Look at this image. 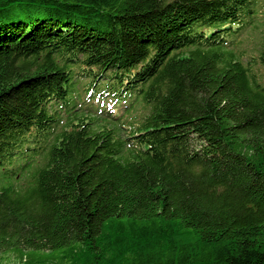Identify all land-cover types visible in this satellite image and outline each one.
Returning a JSON list of instances; mask_svg holds the SVG:
<instances>
[{"label":"trees","instance_id":"obj_1","mask_svg":"<svg viewBox=\"0 0 264 264\" xmlns=\"http://www.w3.org/2000/svg\"><path fill=\"white\" fill-rule=\"evenodd\" d=\"M256 4L0 0V255L264 264V82L227 40ZM78 64L149 113L75 106L54 135Z\"/></svg>","mask_w":264,"mask_h":264},{"label":"rangeland","instance_id":"obj_2","mask_svg":"<svg viewBox=\"0 0 264 264\" xmlns=\"http://www.w3.org/2000/svg\"><path fill=\"white\" fill-rule=\"evenodd\" d=\"M264 1V0H259ZM264 33V25L261 23H255V25H250L242 34L240 40L237 42L238 50L243 54V61L245 64H253V68L256 70L257 73L260 75L264 74V67L260 64V66H257L254 64V60L258 59L260 52L263 50V42H262V36ZM67 56H61L59 55L56 57V59L59 62H65ZM79 58H83V56H79ZM255 58V59H253ZM46 60V57L43 55L39 57L38 61L43 62ZM83 64H78V65H73V72L77 77L78 81V89L82 93V98L78 100V106L80 108L82 107H87V102L89 100V97L86 95V92L84 89L88 87L89 81L87 77L80 76L81 73H85L82 71ZM105 80L101 81L100 86L105 85L104 83ZM108 83L110 81H107ZM113 99V97H110L108 100L110 101ZM127 103V102H126ZM90 106L96 108V104L94 102H89ZM129 107V103L127 105L125 104L124 100L121 99V101L117 104V108L121 109L120 112H118L117 115H124V118H126L127 121L134 122L137 120H140V118H144L150 111L148 108L147 110L142 109L138 105H136L135 110L128 116L127 113L124 114V109L126 107ZM61 110V109H60ZM60 117L63 121H66L68 118L67 113L63 110L60 113ZM45 149H47L48 145L47 143L44 144ZM0 262L1 264H19L18 258L16 257L15 254L13 253H2L0 255Z\"/></svg>","mask_w":264,"mask_h":264}]
</instances>
